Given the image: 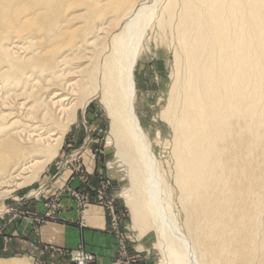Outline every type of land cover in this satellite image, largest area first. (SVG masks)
<instances>
[{
	"label": "bare ground",
	"instance_id": "6f19581e",
	"mask_svg": "<svg viewBox=\"0 0 264 264\" xmlns=\"http://www.w3.org/2000/svg\"><path fill=\"white\" fill-rule=\"evenodd\" d=\"M175 26L173 202L137 102L151 34ZM97 98L134 222L166 264H264V0H0V199L39 177Z\"/></svg>",
	"mask_w": 264,
	"mask_h": 264
},
{
	"label": "rangeland",
	"instance_id": "374dc122",
	"mask_svg": "<svg viewBox=\"0 0 264 264\" xmlns=\"http://www.w3.org/2000/svg\"><path fill=\"white\" fill-rule=\"evenodd\" d=\"M174 29L152 32L151 52L144 55L138 74L137 102V114L150 137L156 163L154 178L159 176L173 202L179 191L174 180V132L162 119V112L173 79L176 26ZM74 118L66 125L57 156L39 177L0 199V262L63 263L64 258L55 250L65 248L48 242L61 243L63 228L58 225H82L83 213L89 208L86 215L95 220L106 215L108 232L118 242L112 264H166L157 232L136 225L127 204L125 194L132 185L125 169L114 164L117 144L107 106L97 98L85 110L78 108Z\"/></svg>",
	"mask_w": 264,
	"mask_h": 264
},
{
	"label": "crops",
	"instance_id": "0c3cea01",
	"mask_svg": "<svg viewBox=\"0 0 264 264\" xmlns=\"http://www.w3.org/2000/svg\"><path fill=\"white\" fill-rule=\"evenodd\" d=\"M91 207L98 208L96 206ZM88 209L83 213L82 225H58L63 228V235L59 240L61 243L48 242V244L68 250L83 247L95 256L94 264H112L119 249L118 242L108 232L106 215L97 217L95 220L86 215ZM55 258L58 261L59 258L57 256Z\"/></svg>",
	"mask_w": 264,
	"mask_h": 264
},
{
	"label": "built area",
	"instance_id": "2783aa9c",
	"mask_svg": "<svg viewBox=\"0 0 264 264\" xmlns=\"http://www.w3.org/2000/svg\"><path fill=\"white\" fill-rule=\"evenodd\" d=\"M55 252L64 258V264H93L94 256L88 253L84 248L76 250L56 249ZM62 264V263H61Z\"/></svg>",
	"mask_w": 264,
	"mask_h": 264
}]
</instances>
